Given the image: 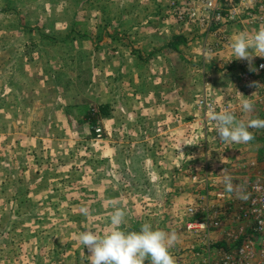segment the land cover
I'll return each instance as SVG.
<instances>
[{"label":"crops","instance_id":"1","mask_svg":"<svg viewBox=\"0 0 264 264\" xmlns=\"http://www.w3.org/2000/svg\"><path fill=\"white\" fill-rule=\"evenodd\" d=\"M30 2L40 17L21 24L45 47L30 59L14 52L8 70L0 65V135L12 136L26 164L43 157L52 184L67 187L43 195L72 231L42 264H91L79 234H106L117 207L125 231L150 223L176 235L172 256L188 249L179 233L201 188L191 174L214 173L209 181L223 186L226 176L243 177L237 165L246 170L241 144L211 151L217 129L196 109L200 97L224 102L237 88L232 50L207 55L204 29L175 22L174 4L184 0Z\"/></svg>","mask_w":264,"mask_h":264},{"label":"built area","instance_id":"2","mask_svg":"<svg viewBox=\"0 0 264 264\" xmlns=\"http://www.w3.org/2000/svg\"><path fill=\"white\" fill-rule=\"evenodd\" d=\"M173 19L178 24H197L205 31V52L215 56L230 50L233 37L239 32L254 33L264 27V0H184L174 4ZM252 55H257L250 50ZM264 57L229 62L238 75V86L227 101L216 102L205 96L196 102V109L209 118L213 112L228 109L238 120L248 112L242 102L250 100L252 119H264ZM253 134H263L255 128ZM95 130L97 139L102 137ZM221 146V142H218ZM244 168L250 171L246 179L232 181V191L218 182L209 181L208 174L193 172L192 188L200 195L185 208L187 220L181 231L190 240L188 249L175 253V264H264V154L251 159ZM202 175V176H201ZM199 190V188H198ZM197 190V191H198ZM199 192V191H198Z\"/></svg>","mask_w":264,"mask_h":264},{"label":"rangeland","instance_id":"3","mask_svg":"<svg viewBox=\"0 0 264 264\" xmlns=\"http://www.w3.org/2000/svg\"><path fill=\"white\" fill-rule=\"evenodd\" d=\"M70 2L73 3V0ZM32 4L30 0H0V65L7 66V70L14 61L10 57L14 52L18 51L26 59H30L31 56L38 57V52L45 47L43 43L28 41L24 25L21 24L40 17L39 11L35 10V5ZM46 31L43 29L42 34H48ZM4 72L1 75L3 78L7 71ZM252 117L253 115L248 112L244 115L243 121L247 123ZM37 125L36 123L35 127ZM211 125L217 129L215 124ZM91 127L93 138L102 139L104 135L102 126L98 123L93 125L91 122ZM97 128L102 131L100 139L95 136ZM254 130L257 132V129L249 128L252 134ZM4 134L3 137L0 135V264H42L52 255L51 252L48 253V248L58 244L57 240L62 237L63 231L67 233L72 231L70 229L72 226L64 229L66 222L58 218V211L55 210L57 205L54 204L53 208L52 205L43 202V195L56 190L58 193H64L67 187L63 180L57 181L56 187L52 184L49 180L52 179L51 172L43 168V157L31 156L30 163L26 164L24 157L16 149L11 148L12 136ZM219 141L221 146L218 144ZM209 143L213 153L222 152L227 149L226 145L234 144L219 140L218 134H211ZM239 144L245 151L242 159L245 164L264 154L263 134H253L251 141ZM237 166L238 171H245L242 179L250 176L248 169H240V165ZM212 174L214 173L209 175ZM219 184L214 185L213 190H217ZM180 236L189 248L190 240L181 231ZM66 237L67 234L64 235V238Z\"/></svg>","mask_w":264,"mask_h":264},{"label":"clouds","instance_id":"4","mask_svg":"<svg viewBox=\"0 0 264 264\" xmlns=\"http://www.w3.org/2000/svg\"><path fill=\"white\" fill-rule=\"evenodd\" d=\"M230 47L235 59L252 60L254 56L264 57V27L252 34L239 32L231 40ZM254 50L257 55H252ZM264 67V65H261ZM242 109L251 112L253 105L250 100L242 102ZM211 119L217 122L219 140L233 143H247L253 139L249 128H264V119L255 118L245 123L238 120L233 112L224 109L213 112ZM225 188L232 191V177L224 178ZM87 214V209H82ZM126 213L122 208H115L110 214V229L104 235L93 231L79 234V242L87 249L91 264H175L170 249L176 242V235L163 229L153 228L150 223L141 225L139 231H125Z\"/></svg>","mask_w":264,"mask_h":264},{"label":"trees","instance_id":"5","mask_svg":"<svg viewBox=\"0 0 264 264\" xmlns=\"http://www.w3.org/2000/svg\"><path fill=\"white\" fill-rule=\"evenodd\" d=\"M105 110V108L104 107H100V111L103 113V111ZM92 124L94 125L95 124V121L93 122L92 121Z\"/></svg>","mask_w":264,"mask_h":264}]
</instances>
